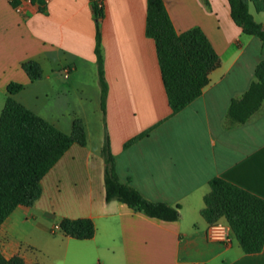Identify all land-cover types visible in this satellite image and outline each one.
Here are the masks:
<instances>
[{"label": "crops", "instance_id": "1", "mask_svg": "<svg viewBox=\"0 0 264 264\" xmlns=\"http://www.w3.org/2000/svg\"><path fill=\"white\" fill-rule=\"evenodd\" d=\"M95 1L102 9L98 21L91 0H23L18 9L0 0V95L6 98L12 81L24 89L38 82L35 100L44 103H60L63 95L69 105L66 94L75 93V107L83 110L64 121L37 112L23 90L13 97L67 134L73 119L81 118L87 137L85 146L72 145L44 176L34 204L18 206L2 223V256L19 255L25 264H264V249L245 253L232 231L229 243L209 240V224L200 214L213 177L264 198V103L245 123L232 124L228 116L231 101L254 81L264 41L242 32L227 0H162L175 31L200 28L220 58L202 94L172 114L155 42L145 34L147 1ZM249 11L264 25V12L253 4ZM98 36L107 87L104 111ZM28 60L40 64L42 79H28L21 68ZM106 137L120 181L149 201L178 207V220L149 218L106 201L101 155ZM63 218L90 219L94 236L64 235ZM30 236L42 254L24 246Z\"/></svg>", "mask_w": 264, "mask_h": 264}, {"label": "trees", "instance_id": "2", "mask_svg": "<svg viewBox=\"0 0 264 264\" xmlns=\"http://www.w3.org/2000/svg\"><path fill=\"white\" fill-rule=\"evenodd\" d=\"M23 0H10L16 8ZM33 1V0H32ZM145 34L155 42L158 64L172 114L196 100L209 83L210 73L220 66V58L200 28L178 34L162 0H146ZM233 22L246 35L264 41V26L248 11L252 2L257 12H264V0H227ZM95 19L102 17L99 3L91 0ZM102 110L105 109L106 83L103 77L99 36L95 48ZM22 70L31 82L42 79L40 64L35 60L22 63ZM24 89L18 82L6 86V98L0 111V226L18 207H30L42 193L41 181L52 167L74 145L87 142L84 122L75 117L71 132L64 133L35 112L14 99ZM264 103V60L254 70V81L244 94L233 99L228 109L232 124L248 121ZM150 128L124 144L128 147L149 134ZM104 159L105 199L116 200L133 211L165 222L179 218V208L164 202H152L132 187L121 182L115 170V158L106 137L101 149ZM200 214L208 224L225 220L242 250L247 254L264 249V198H261L220 177L209 180ZM59 228L76 240H89L95 234L90 219L63 218ZM0 264H25L19 255L6 259L0 246Z\"/></svg>", "mask_w": 264, "mask_h": 264}, {"label": "rangeland", "instance_id": "3", "mask_svg": "<svg viewBox=\"0 0 264 264\" xmlns=\"http://www.w3.org/2000/svg\"><path fill=\"white\" fill-rule=\"evenodd\" d=\"M251 4H253V3L252 2L248 3V11H249V7ZM249 13H250V11H249ZM262 26H264V25H262ZM38 85H39L38 82H35V84L33 86L27 87L26 89H23V91H22V95H23L22 97H25L26 99L31 100L33 103L32 106H35L34 108H36L37 112L40 110L44 114H47L50 117H53L54 119L64 121L65 118H68L69 116H71L73 111L74 112H77V111L80 112L83 110V109L75 107L74 100L71 98V97H74L75 93L74 94L71 93L68 95L66 94V97H68V101H69V99L71 101L69 103V105H64V103L67 102V99L63 98V95L61 96L62 98H61L60 103H55L54 101H52V103H50V102L44 103V101L42 99H40L39 101L35 100V98L39 95V92H41ZM4 102H5V97L0 95V111L2 110V108L4 106ZM23 244H24V246L29 247V248L36 250L37 252L41 253V250H39V248H38L39 246L37 245V244H39V241H37L35 237L30 236L27 239V241H25V243H23ZM43 254L47 257L45 251Z\"/></svg>", "mask_w": 264, "mask_h": 264}, {"label": "built area", "instance_id": "4", "mask_svg": "<svg viewBox=\"0 0 264 264\" xmlns=\"http://www.w3.org/2000/svg\"><path fill=\"white\" fill-rule=\"evenodd\" d=\"M31 2V0H26ZM19 5L16 7L18 9ZM231 229L228 224L222 220L208 225L207 237L209 240L220 243L230 242Z\"/></svg>", "mask_w": 264, "mask_h": 264}]
</instances>
